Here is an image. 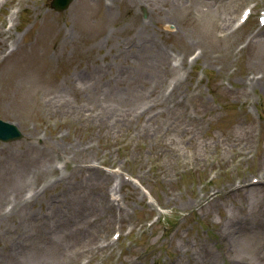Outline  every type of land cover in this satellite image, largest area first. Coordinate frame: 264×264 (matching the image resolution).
Listing matches in <instances>:
<instances>
[{
  "label": "rangeland",
  "instance_id": "rangeland-1",
  "mask_svg": "<svg viewBox=\"0 0 264 264\" xmlns=\"http://www.w3.org/2000/svg\"><path fill=\"white\" fill-rule=\"evenodd\" d=\"M50 1L0 0V264H264V1Z\"/></svg>",
  "mask_w": 264,
  "mask_h": 264
},
{
  "label": "water",
  "instance_id": "water-1",
  "mask_svg": "<svg viewBox=\"0 0 264 264\" xmlns=\"http://www.w3.org/2000/svg\"><path fill=\"white\" fill-rule=\"evenodd\" d=\"M72 0H52L51 8L56 11L65 10ZM20 138V133L15 126L0 121V140L3 142L13 141Z\"/></svg>",
  "mask_w": 264,
  "mask_h": 264
},
{
  "label": "bare ground",
  "instance_id": "bare-ground-1",
  "mask_svg": "<svg viewBox=\"0 0 264 264\" xmlns=\"http://www.w3.org/2000/svg\"><path fill=\"white\" fill-rule=\"evenodd\" d=\"M50 26V25H49ZM52 27L50 26V27H48L46 30H44V31H40V30H38V31H36V35L39 37V38H42L43 40H44V46L46 45V43H47V41H48V33L50 32V31H52ZM3 35V32H1L0 31V36H2ZM172 90H173V87L171 88V91H170V93L172 92Z\"/></svg>",
  "mask_w": 264,
  "mask_h": 264
}]
</instances>
